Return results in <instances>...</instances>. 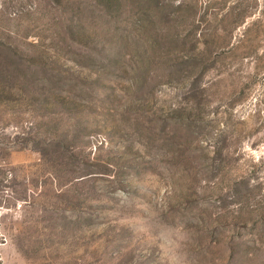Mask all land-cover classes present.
<instances>
[{
	"label": "rangeland",
	"instance_id": "1",
	"mask_svg": "<svg viewBox=\"0 0 264 264\" xmlns=\"http://www.w3.org/2000/svg\"><path fill=\"white\" fill-rule=\"evenodd\" d=\"M166 240L264 264V0H0V264Z\"/></svg>",
	"mask_w": 264,
	"mask_h": 264
},
{
	"label": "clouds",
	"instance_id": "2",
	"mask_svg": "<svg viewBox=\"0 0 264 264\" xmlns=\"http://www.w3.org/2000/svg\"><path fill=\"white\" fill-rule=\"evenodd\" d=\"M147 222L143 223H129L127 226L137 234H143L145 232ZM172 232L175 229H171ZM171 243L170 241H165V245L161 246V253L165 264H188L187 252H186V241H179L175 243L172 247V251H165V246Z\"/></svg>",
	"mask_w": 264,
	"mask_h": 264
}]
</instances>
